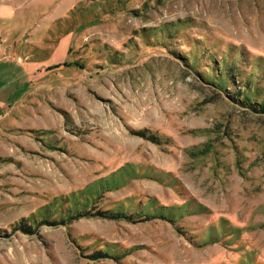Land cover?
<instances>
[{
  "label": "rangeland",
  "instance_id": "obj_1",
  "mask_svg": "<svg viewBox=\"0 0 264 264\" xmlns=\"http://www.w3.org/2000/svg\"><path fill=\"white\" fill-rule=\"evenodd\" d=\"M0 264H264V0H0Z\"/></svg>",
  "mask_w": 264,
  "mask_h": 264
},
{
  "label": "trees",
  "instance_id": "obj_2",
  "mask_svg": "<svg viewBox=\"0 0 264 264\" xmlns=\"http://www.w3.org/2000/svg\"><path fill=\"white\" fill-rule=\"evenodd\" d=\"M251 96V95H250ZM241 97V96H240ZM242 102H247V103H251V98L249 97V95H245V93L244 94H242ZM86 213L87 212H80V213H77L76 215H79L80 214V217L81 216H85L86 215ZM96 255V254H95ZM94 255V256H95Z\"/></svg>",
  "mask_w": 264,
  "mask_h": 264
}]
</instances>
